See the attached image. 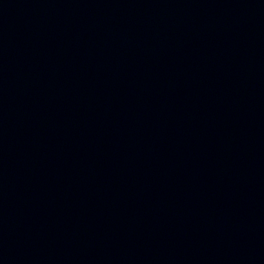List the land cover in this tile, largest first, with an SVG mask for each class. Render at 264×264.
Returning <instances> with one entry per match:
<instances>
[{
  "label": "water",
  "instance_id": "obj_1",
  "mask_svg": "<svg viewBox=\"0 0 264 264\" xmlns=\"http://www.w3.org/2000/svg\"><path fill=\"white\" fill-rule=\"evenodd\" d=\"M0 264H264V0H0Z\"/></svg>",
  "mask_w": 264,
  "mask_h": 264
}]
</instances>
